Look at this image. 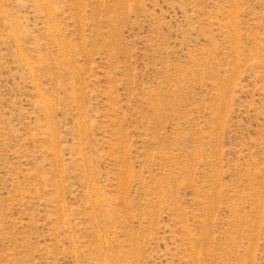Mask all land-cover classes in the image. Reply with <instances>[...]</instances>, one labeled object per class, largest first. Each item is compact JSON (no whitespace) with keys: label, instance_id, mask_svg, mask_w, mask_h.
Masks as SVG:
<instances>
[{"label":"rangeland","instance_id":"obj_1","mask_svg":"<svg viewBox=\"0 0 264 264\" xmlns=\"http://www.w3.org/2000/svg\"><path fill=\"white\" fill-rule=\"evenodd\" d=\"M0 264H264V0H0Z\"/></svg>","mask_w":264,"mask_h":264}]
</instances>
